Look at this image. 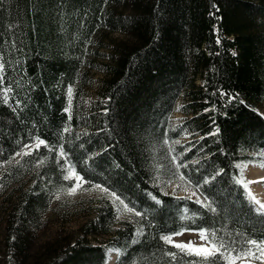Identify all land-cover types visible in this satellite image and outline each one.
Here are the masks:
<instances>
[{"label":"trees","instance_id":"16d2710c","mask_svg":"<svg viewBox=\"0 0 264 264\" xmlns=\"http://www.w3.org/2000/svg\"><path fill=\"white\" fill-rule=\"evenodd\" d=\"M109 32L124 37L91 49ZM261 103L264 0H0V264H103L108 249L113 264H227L248 248L256 258H239L264 264L247 243L264 241V211L237 183L239 163L264 152ZM183 134L180 175L203 204L153 178L159 142ZM67 160L109 197L39 240L74 186ZM180 230L215 233L226 247L205 260L162 239Z\"/></svg>","mask_w":264,"mask_h":264},{"label":"rangeland","instance_id":"374dc122","mask_svg":"<svg viewBox=\"0 0 264 264\" xmlns=\"http://www.w3.org/2000/svg\"><path fill=\"white\" fill-rule=\"evenodd\" d=\"M108 35L105 36L103 33L100 34V40H102L101 44H98L96 39L95 42L92 43L91 49H97L99 53L106 52L107 43H110L111 38H120L124 37L123 34L118 32H109ZM103 43V44H102ZM105 43V44H104ZM103 56H99L95 54L96 61H99ZM94 81L98 80L102 77L103 73L99 72L96 69H92L91 72ZM94 82L93 85H95ZM84 92V99L88 101L90 98L94 96V86L86 85L80 91L82 95ZM72 94V88L70 87L68 95ZM71 97L69 96V99ZM184 99H179L176 102L175 109L172 114L168 117L167 125L173 127L177 125L180 119L184 116L183 111L181 110V105L183 104ZM257 110L264 116V103H261L256 106ZM188 134H183L182 136L178 137L177 139H169L163 138L159 142V151L157 159L153 163L154 165V174L153 178L155 184L163 192L174 193L176 195L188 196L191 199L199 202L204 203L203 197L193 188L191 185L180 175V163L178 161V157L180 156L175 151V145L177 143H181L187 140ZM38 144V140L31 144L30 147L35 146ZM254 159L243 161L239 163L238 168V176L239 180H242L244 183H241L244 189L245 198L246 200L253 203L257 210H261L259 206L254 203L249 198V192L258 200L261 204H264V183H247L248 181H259L261 178H264V152H254ZM70 176V178L74 179V186L75 191L70 194L69 189L62 190L59 198L61 200L59 208L57 209V214L45 216L48 218L47 223L44 228L39 232V240H43L48 238L52 235V232L56 228V226L61 223V225L65 229H74L81 221V219L90 211L91 205L94 202H91L90 199H96L103 195L108 196L107 192L102 188H97L94 186H89V184L82 180L79 182V186H77L78 182L76 181L75 177L77 174L75 173L71 163L67 160L64 169V176ZM247 184V187H245ZM72 187V188H73ZM58 197V196H56ZM109 197V196H108ZM259 198V199H258ZM117 210L118 219L129 218L128 211L125 206H121L114 201ZM121 206V207H120ZM2 209V208H1ZM0 209V248L2 244V235L4 231V215L2 210ZM65 218L69 219L65 221ZM202 230H180L176 233L170 235H162L169 236L170 242L173 244H188L191 242L192 249H199V248H211V243L208 242L206 239H201L200 232ZM111 261L110 264H113L117 253L113 249H108L105 253V259L107 258ZM227 264H261L262 261H257L252 259L251 257H242L232 260L229 257H226Z\"/></svg>","mask_w":264,"mask_h":264},{"label":"snow or ice","instance_id":"6c2138e0","mask_svg":"<svg viewBox=\"0 0 264 264\" xmlns=\"http://www.w3.org/2000/svg\"><path fill=\"white\" fill-rule=\"evenodd\" d=\"M217 43H220L219 39L217 40ZM233 55H235V53H233ZM45 144L44 140H38V144L37 147L39 145H43ZM61 155H63V148H61ZM65 180L70 179V176H65L64 177ZM76 181L78 182L77 186H79V182H81L83 180L82 177L80 176H76L75 177ZM207 182V181H206ZM237 183H244L242 180H238ZM247 183H264V178H261L259 181H248ZM95 187L99 188V185H96ZM245 187H247V184H245ZM75 191V187L70 188L69 192L70 194L72 192ZM249 198L256 203L260 209L264 210V204H261L258 200H256V198L251 194V192H249ZM137 215H139V213H137ZM200 236L201 239H209L210 243H211V248H199V249H192L191 248V242H189L188 244H176L175 247H177L178 249H180L181 251H184L186 249H188L191 252H194L196 255H202L204 257L205 260L209 259L210 257L214 256L215 252L221 251L222 249H224L226 247L224 241H220L219 244H217L216 242V236L215 233H212L210 236L205 232V231H201L200 232ZM162 239L165 242H170V237L169 236H164L162 237ZM247 243L249 245H254L257 250L260 251L261 253V257L264 258V241H257V240H248ZM241 255L243 256H252L253 258H256L254 256V253L252 252L251 248H248L246 250H242L240 253L237 254L236 257H231V253H229V257L234 260L236 258H239Z\"/></svg>","mask_w":264,"mask_h":264},{"label":"bare ground","instance_id":"6f19581e","mask_svg":"<svg viewBox=\"0 0 264 264\" xmlns=\"http://www.w3.org/2000/svg\"><path fill=\"white\" fill-rule=\"evenodd\" d=\"M106 255H107V258L104 260L103 264H110L111 261L108 259V254H106Z\"/></svg>","mask_w":264,"mask_h":264}]
</instances>
